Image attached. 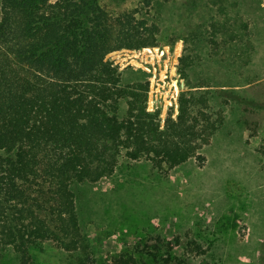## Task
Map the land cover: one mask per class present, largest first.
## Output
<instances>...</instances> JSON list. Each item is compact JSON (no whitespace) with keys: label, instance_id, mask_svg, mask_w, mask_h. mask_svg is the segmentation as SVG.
I'll use <instances>...</instances> for the list:
<instances>
[{"label":"rangeland","instance_id":"rangeland-1","mask_svg":"<svg viewBox=\"0 0 264 264\" xmlns=\"http://www.w3.org/2000/svg\"><path fill=\"white\" fill-rule=\"evenodd\" d=\"M62 1H50L42 13ZM96 1L95 16L112 33L125 18L158 28L153 47L114 50L104 60L122 85L147 83L146 111L158 114L160 129L178 115L181 92L195 90L207 92L222 124L200 151L202 166L190 159L159 172L122 159L112 176L79 187L81 201L70 207L76 224L68 219L72 197L54 193L39 166L17 184L24 205L16 209L26 219L16 225L29 224L32 213L47 237L27 248L0 226V264H18L24 252L26 264H75L76 252L61 242L86 247L97 264L120 254L145 264H264V0H226L225 11L224 0Z\"/></svg>","mask_w":264,"mask_h":264},{"label":"trees","instance_id":"trees-1","mask_svg":"<svg viewBox=\"0 0 264 264\" xmlns=\"http://www.w3.org/2000/svg\"><path fill=\"white\" fill-rule=\"evenodd\" d=\"M50 1L0 4V226L27 248L47 234L32 213L29 224L16 225L26 219L24 209H16L24 205L16 200L23 196L17 184L35 177L39 166L54 193L72 197L68 219L76 224L70 207L81 201L79 187L112 176L122 159L149 162L159 172L190 159L202 166L200 151L222 124L207 92L195 90L181 92L178 115L168 116L160 129L158 114L146 111L147 83L122 85L118 70L104 60L114 50L153 47L155 24L125 18L112 33L107 20L95 16L96 0H63L49 15L42 13ZM220 3L225 11L226 0ZM237 31L244 35L246 26ZM2 240L9 243L7 235ZM60 246L76 252L75 264H97L76 242ZM189 246L203 253L195 242ZM24 255L18 264H26ZM123 256L109 264H145Z\"/></svg>","mask_w":264,"mask_h":264}]
</instances>
